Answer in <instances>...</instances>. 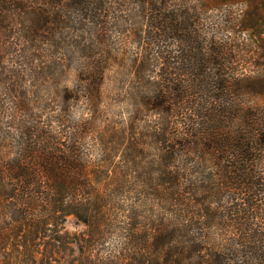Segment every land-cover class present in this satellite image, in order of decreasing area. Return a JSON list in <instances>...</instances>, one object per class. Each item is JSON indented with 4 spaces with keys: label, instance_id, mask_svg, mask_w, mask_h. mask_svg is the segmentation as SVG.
<instances>
[{
    "label": "trees",
    "instance_id": "trees-1",
    "mask_svg": "<svg viewBox=\"0 0 264 264\" xmlns=\"http://www.w3.org/2000/svg\"><path fill=\"white\" fill-rule=\"evenodd\" d=\"M199 2L0 0V264H264V0Z\"/></svg>",
    "mask_w": 264,
    "mask_h": 264
},
{
    "label": "rangeland",
    "instance_id": "rangeland-1",
    "mask_svg": "<svg viewBox=\"0 0 264 264\" xmlns=\"http://www.w3.org/2000/svg\"><path fill=\"white\" fill-rule=\"evenodd\" d=\"M248 4V3H247ZM199 6L200 5V2L199 0H194V3H193V6ZM234 6V10L236 9H239L236 5H233ZM248 7V6H247ZM246 7H243V9H245ZM207 15L209 16V12L207 13ZM66 227L69 231L71 232H82L86 229V227L79 223L74 217H70L66 223ZM117 241L118 239L116 237H111L110 239H108V242H107V246H105L103 249H102V255L103 257H107V256H110L109 253L110 251H112L113 249H116L117 248ZM77 250V249H76ZM73 252L74 251H66V255H64V257L62 258L61 260V263H65V262H68V260L70 258H72V255H73Z\"/></svg>",
    "mask_w": 264,
    "mask_h": 264
}]
</instances>
